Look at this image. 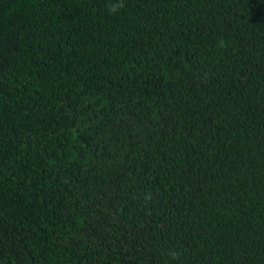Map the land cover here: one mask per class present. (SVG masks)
Listing matches in <instances>:
<instances>
[{"label": "trees", "instance_id": "1", "mask_svg": "<svg viewBox=\"0 0 264 264\" xmlns=\"http://www.w3.org/2000/svg\"><path fill=\"white\" fill-rule=\"evenodd\" d=\"M109 2L0 0V264H264V0Z\"/></svg>", "mask_w": 264, "mask_h": 264}, {"label": "clouds", "instance_id": "2", "mask_svg": "<svg viewBox=\"0 0 264 264\" xmlns=\"http://www.w3.org/2000/svg\"><path fill=\"white\" fill-rule=\"evenodd\" d=\"M107 7V11L110 13V14H114L116 11L119 10V8L123 7V0H118L117 3H113L110 2L106 5ZM220 46L223 47L224 46V42L223 41H220ZM167 255L175 260V259H178L179 258V255L180 253L178 251H174V250H169V252L167 253Z\"/></svg>", "mask_w": 264, "mask_h": 264}]
</instances>
